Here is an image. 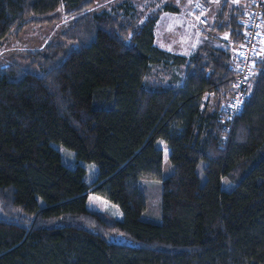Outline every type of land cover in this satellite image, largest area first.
<instances>
[{
    "label": "trees",
    "instance_id": "trees-1",
    "mask_svg": "<svg viewBox=\"0 0 264 264\" xmlns=\"http://www.w3.org/2000/svg\"><path fill=\"white\" fill-rule=\"evenodd\" d=\"M185 1L0 0V47L30 25H65L0 65V264H264V60L229 133L217 115L235 90L230 50L208 43L187 59L155 44L160 16ZM250 2L224 0L208 28L240 43ZM262 18L264 33V6ZM143 178L162 180L160 222L142 218ZM89 190L122 218L90 209Z\"/></svg>",
    "mask_w": 264,
    "mask_h": 264
},
{
    "label": "rangeland",
    "instance_id": "rangeland-1",
    "mask_svg": "<svg viewBox=\"0 0 264 264\" xmlns=\"http://www.w3.org/2000/svg\"><path fill=\"white\" fill-rule=\"evenodd\" d=\"M119 1L120 0H94V2L96 3L94 10L100 11L106 9L110 11L112 6ZM202 1L204 0H186L183 4L180 5V10L178 12L166 11L160 16L155 27V43L159 48L165 51L167 50V48L171 50L170 45L176 43L178 47H174V49L177 48V51L182 52L183 43L181 42V36L183 34V30L180 28V26L182 25L186 27L185 34H188L190 36L189 39H201V36L204 35L203 28L205 27L199 26L194 20L189 17V10L194 7V4ZM172 24H174V26L178 25L179 30L174 31L173 35H170L169 27ZM64 29V23L28 26L19 39L11 38L0 47V65H5L13 61L25 62L24 52L27 49L41 47L47 42L58 41L60 39V34L64 31ZM171 36L173 37V41L171 39ZM189 41L190 40H187L186 42L187 47L184 52L193 53L196 44L192 45ZM260 46L261 50L260 55L257 58V62L258 60H264V41ZM227 48L232 51L233 55V47H231L230 39H228ZM31 70L37 72L36 69ZM176 72L180 74V71ZM207 102L209 103V105L212 102V98L209 93H207L204 97V103ZM52 145L61 153L62 160L66 165L74 168L76 165L81 164L86 168L84 180L88 185H92L98 179L99 166L96 163L83 160L78 161L73 150L57 142H52ZM157 146L159 148H163L164 151L163 177H167L174 170L173 164L170 160V148L164 143L163 140H158ZM198 172L200 176L204 178L205 174L203 172V163H201V165L199 166ZM139 187L147 196V208L144 211L142 218L154 222H160L162 220V180H149L143 178L139 181ZM222 187L224 189L231 190L235 187V183L230 181L228 177H224L222 179ZM87 206L92 210L104 212L114 217L120 216L121 211L122 216V210L118 205L112 203L104 197L98 195L96 196V194H94L92 190L88 191ZM110 240L124 243L130 242V239H127L121 235L112 236L110 237Z\"/></svg>",
    "mask_w": 264,
    "mask_h": 264
},
{
    "label": "built area",
    "instance_id": "built-area-1",
    "mask_svg": "<svg viewBox=\"0 0 264 264\" xmlns=\"http://www.w3.org/2000/svg\"><path fill=\"white\" fill-rule=\"evenodd\" d=\"M264 0H251L250 6L243 11L242 24L244 38L240 43L231 41L233 47L232 68L234 69V92L221 101L218 109L217 120L230 133L234 115H237L249 97V84L256 69L257 58L260 55L263 43V18L262 7ZM207 6L197 3L189 12V17L198 25L207 23L205 13Z\"/></svg>",
    "mask_w": 264,
    "mask_h": 264
},
{
    "label": "crops",
    "instance_id": "crops-1",
    "mask_svg": "<svg viewBox=\"0 0 264 264\" xmlns=\"http://www.w3.org/2000/svg\"><path fill=\"white\" fill-rule=\"evenodd\" d=\"M223 1L224 0H204L202 2H199V3H204L207 6V11L205 13V17H206L207 23L205 25L201 26V27H205V28H203L204 35L201 36V39L197 38V40H194V39L191 40V39H189L190 36L188 34H185V30H186L185 28L186 27L184 25H182V26H180V28L183 30V34L181 36V42L183 43V51L179 52V51H177V48L174 49V47H178V46H177L176 43H173V45L172 44L170 45L171 50L167 48L166 52L167 53H171L172 55L183 56V57H186L187 59H189L190 57H192L194 55V53L196 52L197 48L199 46H201V45H204V44L214 43V45L216 47H224V48H226L227 44H228V38L222 37L221 34H218L215 31H213L212 29L208 28V24H209L208 16L212 13L217 18V14H218L219 10L222 7ZM249 2H250V0H240V3L242 4L243 7L247 6V4ZM155 27H156V25H155ZM169 29H170L169 34L173 35L174 31L179 30V26L178 25L174 26V24H172L169 27ZM155 30L156 29L154 28V34H155ZM171 39L173 41V37L172 36H171ZM187 40H190L189 42H191L192 45L196 44L193 53L192 52H190V53L184 52L186 47H187L186 46ZM155 41H156V36H155ZM179 48H180V46H179ZM231 59H232V51H231ZM180 67L183 68L182 66H180ZM180 67L176 66V71H180L179 70ZM184 71H185V66H184ZM115 217L121 219L122 218L121 211H120V216H115Z\"/></svg>",
    "mask_w": 264,
    "mask_h": 264
},
{
    "label": "clouds",
    "instance_id": "clouds-1",
    "mask_svg": "<svg viewBox=\"0 0 264 264\" xmlns=\"http://www.w3.org/2000/svg\"><path fill=\"white\" fill-rule=\"evenodd\" d=\"M200 26V25H199Z\"/></svg>",
    "mask_w": 264,
    "mask_h": 264
}]
</instances>
